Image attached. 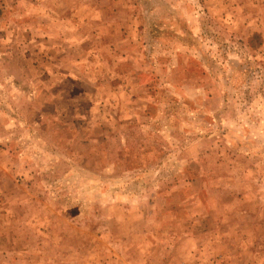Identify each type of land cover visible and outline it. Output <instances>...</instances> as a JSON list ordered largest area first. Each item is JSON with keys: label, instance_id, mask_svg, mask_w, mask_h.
Here are the masks:
<instances>
[{"label": "rangeland", "instance_id": "374dc122", "mask_svg": "<svg viewBox=\"0 0 264 264\" xmlns=\"http://www.w3.org/2000/svg\"><path fill=\"white\" fill-rule=\"evenodd\" d=\"M0 264H264V0H0Z\"/></svg>", "mask_w": 264, "mask_h": 264}]
</instances>
